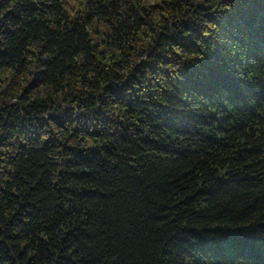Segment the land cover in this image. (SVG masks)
<instances>
[{"label": "trees", "instance_id": "trees-1", "mask_svg": "<svg viewBox=\"0 0 264 264\" xmlns=\"http://www.w3.org/2000/svg\"><path fill=\"white\" fill-rule=\"evenodd\" d=\"M0 0V264H264V0Z\"/></svg>", "mask_w": 264, "mask_h": 264}, {"label": "rangeland", "instance_id": "rangeland-1", "mask_svg": "<svg viewBox=\"0 0 264 264\" xmlns=\"http://www.w3.org/2000/svg\"><path fill=\"white\" fill-rule=\"evenodd\" d=\"M76 2H77V0L75 2H73V3H76Z\"/></svg>", "mask_w": 264, "mask_h": 264}]
</instances>
